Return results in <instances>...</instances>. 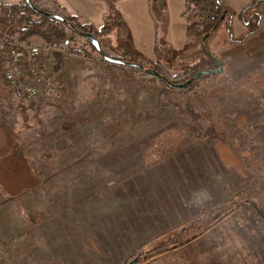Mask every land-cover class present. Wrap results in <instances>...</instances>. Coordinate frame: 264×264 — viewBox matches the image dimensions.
Returning <instances> with one entry per match:
<instances>
[{"label":"rangeland","instance_id":"1","mask_svg":"<svg viewBox=\"0 0 264 264\" xmlns=\"http://www.w3.org/2000/svg\"><path fill=\"white\" fill-rule=\"evenodd\" d=\"M31 1L92 27L110 57L175 73L205 51L221 71L183 92L33 37L55 105L36 115L0 80V132L23 142L37 177L0 186L1 264H264V218L251 206L264 212V63L232 43L253 0H227L231 16L196 41L184 0ZM234 203L178 240L182 224Z\"/></svg>","mask_w":264,"mask_h":264},{"label":"trees","instance_id":"2","mask_svg":"<svg viewBox=\"0 0 264 264\" xmlns=\"http://www.w3.org/2000/svg\"><path fill=\"white\" fill-rule=\"evenodd\" d=\"M226 1L227 0H184L182 16L187 19V33L189 34V36H192L193 41L201 39L204 34H209L215 31L216 28L223 22L225 17L231 16V11L227 8ZM263 17L264 0H253V2H251L247 7L243 8L242 11L239 12V18L243 25L246 27V31L240 38L235 39L234 41L231 40L232 43H242L248 37L258 32L260 22ZM64 19L66 20V22H62L46 15L35 13L24 2V0H21L20 3L0 2V42H14L23 46H28L33 45L31 42L33 37H38L45 43V47L59 48L67 54L83 57L89 60H101L100 53L90 45L89 41L86 38V42L84 45L77 46L76 44H70V40H73V36L76 34L81 35L83 32H88L96 36V34L92 31V27L82 28L80 25L75 24L71 19ZM108 28V26L104 27L105 30H107ZM227 28L229 32V25H227ZM86 45L89 46L88 50L85 48ZM117 58L126 60L123 57ZM194 59L195 60H193L191 64L183 66L181 70H178L175 73H171L170 71H168L166 66L158 61V59L155 62V67H153V69L160 72L172 83L184 82L191 78L195 73L200 71H211L200 74L197 78L193 79L191 83H189L187 88L179 89L183 92H190L193 91L195 84L197 82H200L201 79L203 80L207 74H211L212 77L218 76L217 73L212 72V70L215 68V63L218 59L217 57L212 54H206L204 51L203 53H199L198 55H196ZM139 71H141L143 75L153 76L149 73L142 72V70ZM153 77L159 80L165 88L172 89L160 78L156 76ZM27 102L29 104V108L36 115L41 113L43 106L55 105L53 101H47L40 105H33L29 101ZM28 174H30L29 177H20L18 179L26 180L30 178L31 180H33L32 178H37L34 174L32 176V173ZM2 182L5 183L7 182V180L2 178L1 183ZM35 184L36 183L34 180L32 182V185ZM251 206L257 214L264 218V212L261 211L255 203L251 202ZM238 207V203H234L230 206L211 210L208 216L195 219L189 223L182 224L176 232L178 240L183 239L185 236L196 233L205 224L212 225V223L225 218L228 214L233 212ZM207 217L209 218L207 221H205ZM164 245L165 244L162 243L161 246ZM132 257L133 255H130L127 259L130 260ZM127 262L128 261H126V263Z\"/></svg>","mask_w":264,"mask_h":264},{"label":"built area","instance_id":"3","mask_svg":"<svg viewBox=\"0 0 264 264\" xmlns=\"http://www.w3.org/2000/svg\"><path fill=\"white\" fill-rule=\"evenodd\" d=\"M41 57L39 46L0 42V80L9 91L33 105L55 99L56 89L48 80L46 67L38 62Z\"/></svg>","mask_w":264,"mask_h":264},{"label":"crops","instance_id":"4","mask_svg":"<svg viewBox=\"0 0 264 264\" xmlns=\"http://www.w3.org/2000/svg\"><path fill=\"white\" fill-rule=\"evenodd\" d=\"M244 26V25H243ZM245 27V26H244ZM245 32L244 30L242 31ZM238 49L245 52V58H249L254 60L255 58L260 57L258 59V64L264 63V29L259 27L258 32L254 35L248 37L244 42L238 43ZM246 62V61H245ZM243 62L241 66L245 63ZM227 65L231 66V63H227ZM236 66V65H235ZM231 66L232 68H238V66ZM13 95L18 94L11 92ZM6 94H2L3 97L6 98ZM12 135V134H11ZM6 136L2 131L0 132V178L4 179H13V178H20V172H23L22 178L29 177L30 174L33 176V168L30 166V162L27 158L26 153L21 151L23 146V142L16 137L14 138L13 135L11 137ZM11 162L16 163L15 166L9 167L8 163ZM18 174V175H16ZM3 183V182H2ZM0 181V186H2ZM7 182L3 183L6 184ZM4 188V187H3Z\"/></svg>","mask_w":264,"mask_h":264},{"label":"water","instance_id":"5","mask_svg":"<svg viewBox=\"0 0 264 264\" xmlns=\"http://www.w3.org/2000/svg\"><path fill=\"white\" fill-rule=\"evenodd\" d=\"M24 2L36 13L40 14V15H46L48 17L60 20L62 22H66V20L59 14L56 13H51V12H46L44 10H41L39 8H37L32 2L31 0H24ZM82 35L89 41L90 45L97 51L100 53L101 55V59L108 62V63H112V64H119V65H126L129 67H134L137 68L139 70H142V72L145 73H149L153 76H156L158 78H160L161 80H163L165 82V84H167L168 86H170L173 89H181V88H187L189 83L192 82L193 79L197 78L200 74L204 73V72H211V71H200L195 73L191 78H189L188 80L181 82V83H172L170 80H168L164 75H162L160 72H158L155 69L152 68H146L144 66H142L141 64L135 63V62H131V61H126V60H121L118 58H113L110 57L108 55H106L100 46L99 40L97 39L96 36H94L92 33H88V32H83ZM221 71V65L218 62V68L215 70H212V72L214 73H219ZM135 260H131L130 262H128L127 264H134Z\"/></svg>","mask_w":264,"mask_h":264},{"label":"flooded vegetation","instance_id":"6","mask_svg":"<svg viewBox=\"0 0 264 264\" xmlns=\"http://www.w3.org/2000/svg\"><path fill=\"white\" fill-rule=\"evenodd\" d=\"M36 13V12H35ZM81 36H83L82 34H81ZM84 37V36H83ZM85 38V37H84ZM218 59L216 60V63H215V68L213 69V70H215V69H217L218 68Z\"/></svg>","mask_w":264,"mask_h":264}]
</instances>
